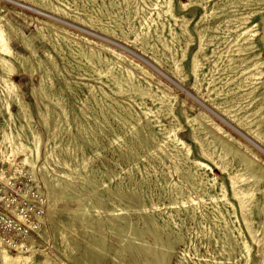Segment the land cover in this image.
I'll use <instances>...</instances> for the list:
<instances>
[{"label": "rangeland", "instance_id": "rangeland-1", "mask_svg": "<svg viewBox=\"0 0 264 264\" xmlns=\"http://www.w3.org/2000/svg\"><path fill=\"white\" fill-rule=\"evenodd\" d=\"M132 1L0 0V264H264V0Z\"/></svg>", "mask_w": 264, "mask_h": 264}, {"label": "bare ground", "instance_id": "bare-ground-1", "mask_svg": "<svg viewBox=\"0 0 264 264\" xmlns=\"http://www.w3.org/2000/svg\"><path fill=\"white\" fill-rule=\"evenodd\" d=\"M42 1V0H41ZM132 1V0H131ZM134 1V0H133ZM132 1V2H133ZM160 1V0H159ZM240 1V0H239ZM132 2H131V4H132ZM167 2V1H166ZM136 3H137V1H136ZM168 3V2H167ZM241 3V2H240ZM168 4H171V3H168ZM53 5V4H52ZM136 5H138V4H136ZM165 5V4H164ZM169 6V5H168ZM28 7V6H27ZM126 7V6H125ZM153 7V6H152ZM29 8V7H28ZM170 7H168V9H169ZM77 10V9H76ZM170 10H171V8H170ZM137 11V10H136ZM93 12V11H92ZM171 13V12H170ZM170 13H168V14H170ZM165 14H166V12H165ZM168 14H166V15H168ZM141 15V14H140ZM77 17V16H76ZM59 18V17H58ZM1 19H3V17L0 15V55L2 56V59H1V61H0V67H1V69L4 71V73H6L7 75H17V71H16V69H15V67H14V65L7 59V57H16V53H15V51H14V49H13V47H12V45H11V36L9 35V33L7 32V30L3 27V25H1ZM135 20V19H134ZM144 21H145V19H144ZM246 21V20H245ZM186 22V21H185ZM107 23V22H106ZM146 23V25H147V21L145 22ZM245 23V22H244ZM121 25V24H120ZM141 25V24H140ZM143 25V24H142ZM141 25V26H142ZM150 25V24H149ZM240 25V24H239ZM144 27H145V25H144ZM103 28V27H102ZM119 28V27H118ZM147 29V28H146ZM149 29V28H148ZM69 30V29H68ZM249 30V29H248ZM124 31V30H123ZM142 31V30H141ZM143 31H145V29L143 30ZM149 31V30H148ZM246 31V30H245ZM172 32V31H171ZM248 31H246L245 33H247ZM144 33V32H143ZM186 33V32H185ZM245 33L243 34V35H245ZM69 34V33H68ZM147 34H148V32H147ZM255 34V33H254ZM173 35V34H172ZM242 35V34H241ZM247 35V34H246ZM125 36V35H124ZM242 37V36H241ZM240 37V38H241ZM148 38V37H147ZM242 39H244V38H242ZM58 40V39H57ZM236 40H238V39H236ZM262 40H264V37H263V39ZM26 41H27V44H29V41L26 39ZM59 41V40H58ZM249 41V40H248ZM203 42V41H202ZM246 42V41H245ZM66 43V42H65ZM241 43V42H240ZM90 44V43H89ZM243 44V43H242ZM30 45V44H29ZM62 45V44H61ZM69 45V44H68ZM239 45V44H238ZM252 45V44H251ZM242 46V45H241ZM241 46H238V47H241ZM248 46H250V45H248ZM30 47V46H29ZM82 47V46H81ZM155 47V46H154ZM245 47V46H244ZM84 48V47H83ZM163 48V47H162ZM92 49V48H91ZM249 49V48H248ZM247 49V50H248ZM251 49V48H250ZM63 50V49H62ZM82 51H84V49L82 50ZM239 51V50H238ZM198 52V51H197ZM78 54V53H77ZM165 54V53H164ZM88 55V54H87ZM92 56H94V53L92 54ZM121 57V56H120ZM26 58V57H25ZM91 58V57H90ZM89 58V59H90ZM100 58V57H99ZM24 59V58H23ZM106 59V58H105ZM120 59V58H119ZM124 59V58H123ZM197 59V58H196ZM99 60V59H98ZM102 62H103V60H101ZM178 61V60H177ZM95 62V61H94ZM256 62V61H255ZM21 63V62H20ZM99 63H100V61H99ZM109 64V63H108ZM242 64V63H241ZM262 64V63H261ZM97 65V64H96ZM99 65V64H98ZM118 65V64H117ZM251 65V64H250ZM41 66H43V65H41ZM113 66V65H112ZM237 66V65H236ZM107 67V66H106ZM109 67V66H108ZM121 67H123V66H121ZM136 67V66H135ZM251 67V66H250ZM104 68V67H103ZM139 68V67H138ZM194 68H195V70L197 69V62L195 61V64H194ZM100 69V68H99ZM107 69V68H106ZM115 69V68H114ZM124 69V68H123ZM235 69V68H234ZM248 69V68H247ZM100 70H102V69H100ZM194 70V71H195ZM229 70V69H228ZM246 70V69H245ZM257 70V69H256ZM106 70H104V72H105ZM110 71H112V70H110ZM115 71V70H114ZM128 71V70H127ZM142 71V70H141ZM113 72V71H112ZM249 72V71H248ZM256 72V71H255ZM98 73H100V71L98 72ZM115 73V72H114ZM124 73V72H123ZM112 74V73H111ZM110 74V75H111ZM125 74V73H124ZM243 74V73H242ZM253 74V73H252ZM262 74V73H261ZM260 74V75H261ZM42 75V74H41ZM131 75H133V73L131 74L130 72H128L127 73V76L129 77V78H131ZM135 75V74H134ZM249 75H251L250 73H249ZM254 75V74H253ZM257 75V74H256ZM43 76V75H42ZM124 76V75H123ZM116 77H118V76H116ZM257 77H258V75H257ZM125 78V77H124ZM240 78V77H239ZM2 79H3V81H4V83L6 84V87H7V94L8 95H11V94H13V91H14V83L13 82H11V80L9 79V77L8 78H5V77H2ZM45 79V78H44ZM108 79H110V78H108ZM132 79V78H131ZM243 79V78H242ZM249 79V78H248ZM252 79V78H251ZM257 79V78H256ZM215 80V79H214ZM259 80V79H258ZM13 81V80H12ZM128 81V80H127ZM127 81H125L126 83H127ZM134 81V80H133ZM253 81V80H252ZM113 82V81H112ZM131 82V81H130ZM251 82V81H250ZM254 82V81H253ZM137 83V82H136ZM197 83V82H196ZM112 84V83H111ZM117 84V83H116ZM253 84V83H252ZM128 85V84H127ZM239 85V84H238ZM249 85V84H248ZM46 86V85H45ZM45 86H43V87H45ZM131 86V85H130ZM42 87V88H43ZM92 87V86H91ZM116 87V86H115ZM90 88V87H89ZM45 89V88H44ZM116 89V88H115ZM240 89V88H239ZM118 91H120V86H118ZM117 91V92H118ZM224 91V90H223ZM47 92V91H46ZM44 93H45V91H44ZM4 94V93H3ZM48 94V93H47ZM119 94V93H118ZM246 94V93H245ZM49 95V94H48ZM48 95H47V97H48ZM140 95V94H139ZM247 95V94H246ZM252 96H253V94H252ZM221 98V97H220ZM19 99V98H18ZM228 100V99H227ZM243 100V99H242ZM161 101V100H160ZM165 103V102H164ZM10 105V104H9ZM21 105H22V108H24V110H25V108H26V104H23V103H21ZM10 108V107H9ZM152 110V109H151ZM66 111V110H65ZM150 111V110H149ZM148 111V112H149ZM67 112V111H66ZM146 112H147V110H146ZM147 112V113H148ZM58 113V112H57ZM46 114V113H45ZM253 114V113H252ZM60 115V114H59ZM148 116V115H147ZM44 117V116H43ZM152 118V117H151ZM150 118V119H151ZM156 118H158V117H156ZM255 118V117H254ZM264 118V117H263ZM149 120V119H148ZM152 120V119H151ZM29 122V121H28ZM27 122V123H28ZM137 122H139V121H137ZM248 122V121H247ZM258 122V121H257ZM214 125H215V127L225 136V137H227L228 139H231V140H234L235 142H237L238 144H240V145H242L243 143L239 140V139H236V138H234L228 131H226V130H224L220 125H218L217 123H214V121L212 122ZM136 124V123H135ZM139 124V123H138ZM137 125V124H136ZM25 126V125H24ZM23 126V127H24ZM29 126V125H28ZM133 127V126H132ZM138 128V127H137ZM134 129V128H133ZM138 129H140V128H138ZM24 130V129H23ZM25 132V131H24ZM135 132V131H134ZM173 132H174V130H173ZM196 132V131H195ZM262 132V131H261ZM27 133V132H26ZM139 133V132H138ZM19 134V133H18ZM17 134V135H18ZM254 134H255V132H254ZM262 134H263V132H262ZM15 135V134H14ZM16 135V136H17ZM33 135H35V134H33ZM199 135V134H198ZM256 135V134H255ZM19 136V135H18ZM164 136H167V135H164ZM21 137V136H20ZM198 137V136H197ZM200 137L202 138V136L200 135ZM22 138V137H21ZM37 138V137H36ZM200 138V139H201ZM259 138V137H258ZM35 139V138H34ZM173 140L175 141V142H177V143H179L180 142V144L182 145V147H183V145H184V143L177 137V136H175L174 135V137H173ZM199 140V139H198ZM35 141H36V139H35ZM197 141V140H196ZM10 142V141H9ZM23 142V141H22ZM166 142V141H165ZM174 144V143H173ZM6 145V144H5ZM23 145V147H21V150L22 151H26V149H27V147H24V144H22ZM170 145V144H169ZM7 146V145H6ZM14 146H15V144H14ZM173 146V145H172ZM185 146V145H184ZM19 147V146H18ZM204 147V146H203ZM210 147V146H209ZM16 148H17V144H16ZM31 148H32V146H31ZM208 148V147H207ZM207 148H203L204 149V151H205V153L209 156V157H213V153L211 152V151H209ZM20 148H18V150H19ZM30 149V148H29ZM16 150V149H15ZM36 150H37V152L39 153V141H36ZM180 151V150H179ZM3 152V151H2ZM36 152V153H37ZM18 153V152H17ZM38 153H37V155H38ZM52 153V152H51ZM30 160H32V159H30ZM28 162V161H27ZM33 162H34V159H33ZM67 163V162H66ZM86 163H88V162H86ZM178 163V162H177ZM32 164V163H31ZM175 165H176V163H174ZM66 165H68V164H66ZM71 166V165H70ZM87 166V165H86ZM177 166V165H176ZM68 168V167H67ZM83 168V167H82ZM174 168H176V167H174ZM73 170V169H72ZM79 171V170H78ZM177 171V170H176ZM183 170H181V172H182ZM67 173V172H66ZM69 173V172H68ZM74 173H75V171H74ZM188 173H190V172H188ZM69 175V174H68ZM72 175H73V173H72ZM186 175V174H185ZM190 175V174H189ZM187 176V175H186ZM245 177V176H244ZM185 178V177H184ZM191 178V177H190ZM186 180V179H185ZM231 180H232V188H233V192H234V195H235V197H237L238 198V200H239V202H240V204H241V209H242V212H243V216H244V219H245V221H246V223H247V225H248V227L251 229V215H252V212L254 211L253 210V207H254V205H255V203H254V194H256L255 193V187H253L252 185H250V184H244L245 182L247 183L248 181H247V179H245V178H237L236 176H232L231 177ZM184 181V180H183ZM187 181V180H186ZM190 181V180H189ZM202 182H200V184H201ZM256 185V184H255ZM222 190V189H221ZM260 191V190H259ZM224 194V193H223ZM192 202H193V200H191ZM196 203V202H195ZM88 210V209H87ZM114 213V212H113ZM221 213V212H220ZM253 218V217H252ZM227 222V221H226ZM253 224V223H252ZM74 228V227H73ZM77 229V228H76ZM257 233V232H256ZM244 246V245H243ZM245 247V246H244ZM247 251V250H246ZM3 256H4V263L3 264H17V263H19L20 261H24L23 263L24 264H28L31 260H32V256H29V257H23L22 255H18V256H16V257H12V256H10L6 251H4V253H3Z\"/></svg>", "mask_w": 264, "mask_h": 264}]
</instances>
